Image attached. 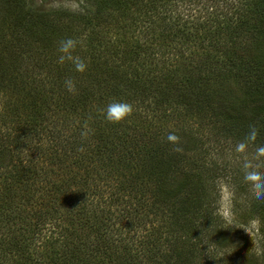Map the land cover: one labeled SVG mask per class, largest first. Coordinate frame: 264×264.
Returning <instances> with one entry per match:
<instances>
[{
  "label": "trees",
  "instance_id": "obj_1",
  "mask_svg": "<svg viewBox=\"0 0 264 264\" xmlns=\"http://www.w3.org/2000/svg\"><path fill=\"white\" fill-rule=\"evenodd\" d=\"M3 1L12 21L1 32L25 34L34 43L35 23H40L45 34V46L37 52L40 59L48 47H55L53 40L58 46L72 38L78 41L73 55L87 67L76 72L67 60H35V79L24 81L14 64L0 74V94L7 97L0 103V233L9 244L7 257L12 256L0 264H195L199 252L194 241H202L217 217L213 202H204V191L209 185L219 189L223 178H229L227 168H218L213 160L210 143L264 144V0H236L231 16L218 18L212 10L190 34L161 16L174 0H86L69 21L67 15L54 12L52 22L46 19L49 14L27 10L26 0ZM139 12L148 19L160 16L157 29L149 22L139 31ZM177 18L183 20L182 15ZM77 26L81 31L73 36ZM64 28L68 34L57 37ZM174 36L199 41L198 50L214 48L215 55L205 59L209 68L202 65L203 53L170 49L168 40ZM111 37L113 42L106 43ZM16 42L8 41L6 49L21 50L13 61L22 63L26 51ZM0 48L5 50L1 41ZM6 59L0 51V64ZM227 75L240 81V87L228 97L220 96L211 80ZM68 79L75 86L71 92L65 85ZM112 101L132 106L131 114L119 123L104 118ZM177 111L197 116L202 123L199 129L187 126L180 132L191 142L188 151L198 156L182 176L185 180L176 177L186 154L167 141L169 131L162 127ZM253 127L256 141L249 142ZM121 128L125 138L117 142L120 136L115 133ZM126 138L136 143L133 150L120 147ZM25 158L27 166L22 165ZM129 184L136 185L134 193L125 187ZM105 193L114 209L121 208L113 211L110 229L93 216L99 209L93 201ZM148 195L158 210L164 203L171 205L160 226L154 225L153 203L143 204ZM73 196L78 201L71 200ZM79 207L83 216L75 212ZM73 217L86 222L77 223ZM58 225L61 232L56 236ZM140 226H146L142 238L148 250H135L132 240L128 242L133 247L110 238L112 229L127 236ZM41 235L52 242L47 251L34 243ZM89 235L96 240L87 242ZM185 237L195 239L192 245ZM165 243L169 248L163 252ZM15 254L24 261L14 262Z\"/></svg>",
  "mask_w": 264,
  "mask_h": 264
},
{
  "label": "rangeland",
  "instance_id": "obj_2",
  "mask_svg": "<svg viewBox=\"0 0 264 264\" xmlns=\"http://www.w3.org/2000/svg\"><path fill=\"white\" fill-rule=\"evenodd\" d=\"M209 1L210 0H174L168 6V8L167 6H165L162 9L163 15L161 16H165L167 20H170L168 21V23L170 24V26H173V28H185V30L189 31L190 34V32L192 31L195 32V26L197 25V21L199 20L198 22L202 23L203 19L206 20L207 17L211 16L212 10H215V15L218 18L219 15L226 16L227 14H229V16H231V14L236 11L231 10L232 4L237 7L236 0H214L212 2ZM26 2L27 10L31 8L36 12L49 14L50 16L46 19L50 22L54 21L52 18V14L54 12L56 14L67 15V21H69V18L72 16V14H76L77 12L81 11L85 5H87L86 0H26ZM204 6H212V9H209V11H207L205 10L207 9V7H205V9L203 10ZM166 8L168 10H166ZM147 15L148 14H144V12H139V14L135 15V17L139 18L137 23V28L139 27V31L144 30V24H149V22H152L154 26L153 30L157 29L158 21L159 19H161V17L158 15L159 19H148ZM180 15L183 16V20L177 18ZM11 16L12 14L9 13V8L6 6L5 2L3 0H0V29H9L11 27ZM146 19L148 20L146 21ZM177 21L180 22L179 25L177 24ZM35 27L37 28L38 32H35L36 34L33 33L32 41H34V43H32L25 36V34H19L17 37L16 35L9 34L8 32L0 31V41L3 42L5 45V50H2L0 48L1 55L3 54V56L7 58L3 63L0 64V74H2V70H7V67L9 68V64H14L18 68L17 70H19V72H22V76H24V81L30 78L35 79L34 74L37 72L36 70H32L31 68L32 64L36 63L35 60H42L41 62L44 61L46 63L54 59L58 61L60 53L58 52L59 45L56 46V39L53 40V43L55 42V47L52 49L48 47V50H46L44 53L45 58L40 59V56L37 52L39 51L38 48L42 49V45L45 46V34L40 28V23H35ZM67 29H61L57 37H62L63 33L68 34ZM80 31L81 26H77L74 32L72 31L73 36L75 35V33H78ZM114 36L119 38L118 33H116ZM175 38L176 37L174 36V38H170V40H168L170 49H179L181 52L187 54L192 52H199L198 54L203 53L202 65L204 67L207 66V61H205V59L211 54L212 56H214L216 53L214 51V48L198 50L197 45H199V41L194 43L191 41V39L186 40V37L182 40ZM17 39H19L18 42H16ZM24 39L26 40L23 41ZM172 39H175L174 42ZM8 41H10L9 44H14L16 42L20 48L23 44L24 50L26 52L23 53L22 63H16L15 61H13L16 60L15 58L21 50H17L14 48L6 49ZM108 42H113L112 37L111 40L107 39L106 43ZM204 72L206 73V70H204ZM207 73L210 74V70H207ZM19 78L21 79V77ZM0 79L3 80L1 75ZM239 82L240 81L233 80L231 75L222 77L219 80L218 78L215 80H211V84L214 86V88L219 90V95L227 97L229 96V94H234L237 92V88L240 87ZM6 100L7 97L4 98L3 95L0 94V103L5 102ZM180 112L182 111H177L176 114L173 116L174 121L168 120L162 125V127H164L165 131H169V133L172 132L179 137L178 147L183 150L186 155L185 162L181 164L179 176L176 178L179 180H185L186 178L182 176L185 173H188L187 171L191 167L190 164H192V162H194L195 159L198 158V156H196V153L188 151L189 148L187 147L191 145V142H189L185 138H182L180 132H182L181 129H184V127L187 126H190L194 129H199V126L202 125V123L199 122V117H187L184 116L183 112V115H181ZM126 125L130 128L132 127L131 123H126ZM135 130L138 131L139 128H135ZM125 134L126 131L123 128H121L120 130L117 129L115 135L120 136V139H118L117 142H121L122 140H124ZM135 144V142L129 141L126 138L125 141L122 142L120 147L124 150H133ZM236 144L237 143H233L230 140L227 143L215 140L210 143V147L213 152V160L218 161V168L224 166L227 168V170L229 171V178H223L222 185L219 189H211L209 185L208 188L206 187L204 191V202L206 201L208 203V198L211 202H213L215 214L217 215V217L215 223L209 224V226L207 227V233L203 237V239H201L202 241H197L195 239L192 240V238L190 239L189 237H185L189 239L187 241L190 245H192L191 242L195 240L194 242L196 243V245L194 246L198 248L197 250L199 253L196 255V261H194L195 264H264V202L262 201V199L257 200L251 195L249 191V184L243 179L242 173V164L246 159L256 165L260 171H264V156L257 157L256 146L253 145L247 146L244 152L238 153L235 151ZM22 165L27 166L26 158L22 160ZM103 176L105 177L107 175ZM98 177H100V174L98 175ZM191 182H193V180H191ZM228 182L233 183L229 186L227 185ZM108 186L111 187V182L108 184ZM147 186L150 187L149 185ZM125 187L130 188L129 193H134L136 191V185L134 184L125 185ZM147 193L150 194V190H148ZM149 197L150 196L148 195L146 202H144L143 204L146 207L150 206V204L153 203L155 209L157 210L156 215H153L152 217L155 219L154 225L160 226L162 222H165L168 218L167 214H170L171 205L170 203H164L162 204L161 209L158 210L157 203L153 201V199L149 200ZM103 198L107 200V203L101 202ZM103 198H96L95 201H93L94 203L99 205L98 211H96V214H94L93 216L95 218L97 217L101 219L102 222H104L105 224V228L110 229L113 227V211L117 210V212L119 213L121 208L119 207L118 209H116L115 207L116 210L114 209V207L108 200L109 195H106ZM70 199L74 202L78 201V199L74 196L70 197ZM76 209L74 208V210H76L75 212H78L79 215L83 216L81 212V207ZM111 218L112 221L110 220ZM74 219L78 220L77 223L84 224L86 222L85 218L79 219L73 217V220ZM32 226H34V224L31 222L30 227ZM119 226L121 228L125 227L124 222L119 223ZM184 226L190 229L189 225ZM58 227L59 225L57 226V228ZM148 228L151 232L153 231L151 226ZM145 229L146 226H140L134 232H130V234L127 233L129 234L127 236L120 235L115 232V229H112L113 237L110 238L115 240L116 243H120L123 245L129 244L133 247V244L128 242V240H132L137 246L135 250L141 249V247H144L146 250H148V245L142 238ZM123 230L126 232L125 228ZM56 232V236H58L61 232V228L56 229ZM106 236H108V234H106ZM45 237L48 236L43 237V235H41L40 237H35L34 243L37 247L40 246L42 249H45L47 251L52 247V242L48 239H45ZM4 239L5 238L0 233V263L6 262L3 261L4 257H12H7L5 248L9 244L7 240ZM107 239L108 238H106V241ZM95 240L96 237L93 235H89V237L86 239L87 242ZM108 242L111 243L110 239ZM161 246L164 248L163 252H166V248H169V244L166 243ZM16 261L22 262L24 260L20 259V257L16 256L15 254L14 262Z\"/></svg>",
  "mask_w": 264,
  "mask_h": 264
},
{
  "label": "clouds",
  "instance_id": "obj_3",
  "mask_svg": "<svg viewBox=\"0 0 264 264\" xmlns=\"http://www.w3.org/2000/svg\"><path fill=\"white\" fill-rule=\"evenodd\" d=\"M78 41L72 38H66L59 42L58 57L59 63H64L65 60L72 63L76 72H84L86 70V63L79 56L73 55V50L76 48ZM65 85L68 91L74 90V84L72 80L68 79L65 81ZM132 112V106L123 101H112L104 109V118L110 123H119L125 120ZM85 133H82L84 135ZM257 131L253 127L250 129L247 135V141H256ZM167 141L171 144L178 145L179 137L170 132L166 137ZM247 144L244 142L237 143L235 151L242 153L245 151ZM177 151L181 149L176 148ZM256 156H264V144H258L256 147ZM243 179L249 184V191L253 197L257 200L264 199V171H260L256 165L251 161L245 160L242 164Z\"/></svg>",
  "mask_w": 264,
  "mask_h": 264
}]
</instances>
